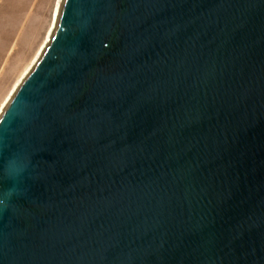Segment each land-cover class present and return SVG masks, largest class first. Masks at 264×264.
I'll return each mask as SVG.
<instances>
[{"label":"water","instance_id":"water-1","mask_svg":"<svg viewBox=\"0 0 264 264\" xmlns=\"http://www.w3.org/2000/svg\"><path fill=\"white\" fill-rule=\"evenodd\" d=\"M0 264H264V0H62L0 112Z\"/></svg>","mask_w":264,"mask_h":264},{"label":"rangeland","instance_id":"rangeland-1","mask_svg":"<svg viewBox=\"0 0 264 264\" xmlns=\"http://www.w3.org/2000/svg\"><path fill=\"white\" fill-rule=\"evenodd\" d=\"M57 3L58 0H0V106L5 101L7 104L9 93L15 92L20 75L43 43Z\"/></svg>","mask_w":264,"mask_h":264},{"label":"bare ground","instance_id":"bare-ground-1","mask_svg":"<svg viewBox=\"0 0 264 264\" xmlns=\"http://www.w3.org/2000/svg\"><path fill=\"white\" fill-rule=\"evenodd\" d=\"M60 2H61V0H58L57 7H56V9H55V13H54L53 23H51V26H50V28H49L47 34H46V37H45L43 43L40 45V47H39V49H38V51H37L35 57L32 59V61H31L30 64L27 66V68L25 69V71L20 75V77H19V79H18V83H20V82L23 80V78L25 77V75H26V74L28 73V71L32 68L31 66H33V65L35 64L34 62L37 61V59L39 58V56H40V54L42 53L43 49L45 48L47 42L49 41L51 35L53 34V31H54L55 26H56V24H57V21H58V19H59V14H60V9H61V4H62V3H60ZM33 63H34V64H33ZM18 83H17V84H18ZM18 85H19V84H18ZM13 89H15V88H13ZM12 91H13V90H12ZM9 94L11 95L12 92L9 93ZM10 95H9V96H10ZM5 103H6V101L3 102V103L1 104V106H0V112H1L2 109L4 108Z\"/></svg>","mask_w":264,"mask_h":264}]
</instances>
